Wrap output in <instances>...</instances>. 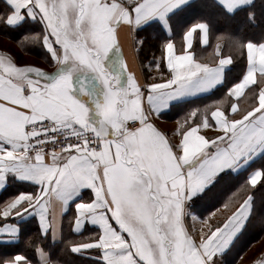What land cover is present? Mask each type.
Returning <instances> with one entry per match:
<instances>
[{
	"label": "crops",
	"instance_id": "crops-1",
	"mask_svg": "<svg viewBox=\"0 0 264 264\" xmlns=\"http://www.w3.org/2000/svg\"><path fill=\"white\" fill-rule=\"evenodd\" d=\"M60 1L61 26L69 38L57 49L59 59L53 61L44 44L52 31L47 17L26 14L21 22L7 25L2 15L11 9L1 0L0 23L6 30L24 31L21 40L30 42L28 50L33 47L35 53L26 52L20 45L24 41L18 44L0 35V40L14 43L16 49L0 45V58L11 59L17 66H37L53 76L35 90L42 97L43 88L64 85L52 89L58 95L45 99L44 105L29 104L25 89L41 79L39 71L28 79L16 68L6 69L17 79L12 84L15 94L7 97L14 103H0V113L10 114L14 125L5 134L25 144V125L53 115L58 120L71 116L78 125L95 128L104 138L99 161L93 165L96 196L102 202L96 205L98 220L111 230L105 207L117 215L125 234H133L132 252L143 264H264V221L259 222L261 236L247 240L253 219L262 210L264 218V181L255 188L246 185L257 170H264V41H245L232 50L229 41L237 38L219 32L204 14L205 8L213 7L228 17L251 7L255 0H166L176 6L163 18L157 10L139 24V7L145 0ZM98 9L105 15H89ZM147 27L162 46L151 64L140 59L137 41V33ZM23 58L34 62L20 63ZM83 80L89 82V92L103 101L99 112L78 98ZM149 85L154 86L151 91ZM17 103L25 107L17 110ZM131 122L140 125L137 131L130 132ZM16 155L12 152L0 159L13 160ZM213 158L212 173L197 178L198 168ZM43 159L58 162L51 155ZM225 166L229 167L214 177ZM40 187L18 173L0 174V207L21 193L36 194ZM249 195L253 197L251 214L219 251L209 255L200 246ZM93 198L88 187L66 201L53 195L46 214L52 226L47 229L35 210L0 217V264L18 254L31 264H68L64 255L105 264L98 249L81 253L71 249L72 244L97 239L99 225L86 221L76 231L73 219L76 204ZM110 246L115 243L105 244ZM125 259L133 257L129 254Z\"/></svg>",
	"mask_w": 264,
	"mask_h": 264
},
{
	"label": "snow or ice",
	"instance_id": "snow-or-ice-1",
	"mask_svg": "<svg viewBox=\"0 0 264 264\" xmlns=\"http://www.w3.org/2000/svg\"><path fill=\"white\" fill-rule=\"evenodd\" d=\"M182 0H177V3ZM11 11L3 17V21L7 25H15L21 22L25 15L33 18L36 15H43L47 17V24L51 27L52 31L49 35L44 37V44L49 49L53 61L59 59L57 56V49L66 43L69 38L68 33L61 26V12L62 6L58 3V0H5ZM176 5L169 4L166 0H145L140 5L139 11L142 15L137 17L136 23L139 24L142 21L148 19L152 14L159 11L160 17L170 11ZM137 9L133 8L132 11ZM205 28V25H200ZM191 39V33L188 34ZM64 62L67 63V55H65ZM8 68H16L20 74L26 76L28 79H34L35 73L38 70L37 66H17L11 59L0 58V103L6 106H11L14 101L7 99L9 95L15 94V90L12 84L15 83L17 76L11 72L6 71ZM41 79L33 86L25 89L24 99L28 100L29 104H45V99H51V97L58 95L57 92H53L52 89H59L64 86L62 83L52 84L51 88H43L42 97L36 93V89H40L43 84L54 79L53 76L44 72L42 69L38 70ZM62 71V70H61ZM12 81V83H9ZM88 81L83 80L81 83V102L86 105H92L99 112L100 105L103 101L95 96V93L89 92ZM73 91H75V81H73ZM154 86L149 85V91ZM157 87H162L159 85ZM83 96H88L89 99L84 101ZM109 103L113 102L112 97L109 96ZM151 99V97H149ZM25 107L22 104L17 103L16 108ZM27 111L31 112L32 108H27ZM18 115V113H17ZM97 124L102 121H97ZM33 124L40 127L33 129L35 135L41 137H49L50 133H57L60 131V126L69 130L71 135L77 138H81L79 143H73L69 141L67 144L61 146V152H57L55 148H52L51 158L53 161H58L55 164L48 163L43 159V154L37 152L34 156H29L27 152L23 155L19 154L20 148H26L24 143H18L13 135H6L5 132H11L13 130L12 116L6 112L0 113V128L5 131H0V156L4 154L11 155L12 152H16L17 155L13 160L0 159V174L7 173L9 171L18 173L25 179L32 180L38 183L41 187L38 193H21L16 198L10 200L5 205L0 207V217L7 218L10 215H20L26 213L30 209L38 211L41 215L42 221H45L43 227L45 229L52 226V219L46 216L50 212V200L53 195L59 196L63 201L69 199L72 195L77 193L81 188L88 187L92 190L94 198L89 201H80L76 204V215L74 216V229L79 231L82 225L86 221H90L93 224L99 225L100 231L97 233L96 240H89L85 244H72L71 249L74 253H81L89 249H98L102 253V259L105 264H143L140 257L136 256L132 252V233L121 226V222L117 219V215H114L112 211L105 207V214L108 224H111V230H109L107 224H102L98 220L96 205H100L102 202L97 199L96 196V184L95 177L93 176V165L98 163L100 152L102 147V138L97 137L93 140H89L86 132L91 130L95 132V128H91L88 124H79L71 116L58 120L55 115L46 116L43 121H33ZM29 126L25 125V131H28ZM110 136L114 133L110 132ZM67 139V135L65 136ZM60 136L51 135L49 139H44L42 143L51 144L59 141ZM92 145H96L93 147ZM127 151V146L125 147ZM113 159H115V151L113 152ZM132 166V165H130ZM216 167V158L210 161L204 162L197 170V178H206L213 169ZM229 166L220 168L216 171L214 177H216L223 170ZM264 181V170H257L250 176L247 186L255 188L258 184ZM204 188V187H203ZM201 188V190H203ZM252 195H249L246 199L238 204L235 212L226 218L225 221L215 226L207 238V242L203 243L202 247L209 255H214L219 251L220 247L229 241L233 235L241 228L246 218L251 214L252 210ZM96 202L91 209L86 206ZM19 210V211H18ZM216 209L213 210L209 216L214 215ZM118 233V235H117ZM10 234V233H8ZM115 246L105 247V244H113ZM123 243H127L128 247L124 248ZM41 253H43L41 251ZM129 254L133 259H125ZM3 264H31V261L24 255L18 254L15 257L5 260ZM200 264H204L203 261Z\"/></svg>",
	"mask_w": 264,
	"mask_h": 264
},
{
	"label": "trees",
	"instance_id": "trees-1",
	"mask_svg": "<svg viewBox=\"0 0 264 264\" xmlns=\"http://www.w3.org/2000/svg\"><path fill=\"white\" fill-rule=\"evenodd\" d=\"M0 6H4L1 0ZM0 12H2L1 8ZM8 13L9 11L6 9V13L2 15V18ZM200 13H203V11L200 10ZM204 14H208V19L211 23H213V25H215L219 32L237 38V41L233 39L229 41L230 45L232 46V50L238 48L236 44L243 43L245 41H264V0H255L251 7L241 10L235 15H230L228 17L223 16L221 11L213 7L205 8ZM151 32V28L147 27L137 33L139 56L145 64L147 62L150 64L153 63V59L159 57L162 52L160 39L154 37ZM22 33H24V31L20 32V30H6L5 24L0 23V35L4 37H10V39L15 43L20 44L22 41H24L21 40ZM29 43L30 42L24 41L20 45L26 49V52L34 54L35 50L33 47L28 50ZM262 213L263 210L261 211L260 216L258 214L253 219L252 224L248 229L249 234L247 235V240L254 241L256 237H260L263 233L262 226L264 223L262 226L259 225V222L261 223L264 221ZM29 237H31V235H27V239ZM64 256L66 257L65 260L68 262V264H89L87 261L76 256H73L72 259L67 255Z\"/></svg>",
	"mask_w": 264,
	"mask_h": 264
},
{
	"label": "built area",
	"instance_id": "built-area-1",
	"mask_svg": "<svg viewBox=\"0 0 264 264\" xmlns=\"http://www.w3.org/2000/svg\"><path fill=\"white\" fill-rule=\"evenodd\" d=\"M134 1H137V0H134ZM28 126H29V128L27 131V140L25 142V145H27V147L22 149V151H21L22 155L25 152H27V154L29 156H34L37 152H41L43 155H51L50 150L52 148H55L56 151L59 153V152H61V146L67 144L69 141H71L73 143H79L80 140H82V137L77 138L74 135H71L69 130L62 127V126H60L59 132L50 133L49 137H41V136L35 135V131L33 129L40 127L39 125L30 124ZM139 127H140V125L137 122H131L130 123V132L137 131L139 129ZM51 135L60 136L59 141L51 143V144L42 143V141L44 139H49L51 137ZM66 135H67V139L65 138ZM86 135H87L89 140H93L94 138L101 137L102 138L101 150H102L104 138L101 135H99L96 131L93 132L91 130L87 131ZM92 146L95 147L96 145H92Z\"/></svg>",
	"mask_w": 264,
	"mask_h": 264
},
{
	"label": "rangeland",
	"instance_id": "rangeland-1",
	"mask_svg": "<svg viewBox=\"0 0 264 264\" xmlns=\"http://www.w3.org/2000/svg\"><path fill=\"white\" fill-rule=\"evenodd\" d=\"M49 3H51V0H49ZM58 3L60 5H62V3H61L60 0H58ZM89 15H93V16L96 15L97 16V15H105V14H104V10L103 9H98V10H96V12H94L93 10H91V12L89 13ZM0 45L5 46V47H9L10 49H15L14 43H7V42H5L3 40H0ZM23 59L20 61V63L29 62L31 60L29 58L28 59H24V60ZM31 62H34V61L31 60Z\"/></svg>",
	"mask_w": 264,
	"mask_h": 264
}]
</instances>
